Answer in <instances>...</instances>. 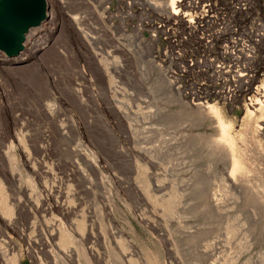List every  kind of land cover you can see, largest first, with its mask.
<instances>
[{
	"label": "rangeland",
	"instance_id": "1",
	"mask_svg": "<svg viewBox=\"0 0 264 264\" xmlns=\"http://www.w3.org/2000/svg\"><path fill=\"white\" fill-rule=\"evenodd\" d=\"M46 1L48 20L26 50L0 52V175L35 189L36 171L49 172L58 186L81 152L82 228L96 239L58 236L53 252L81 256L74 264H90L94 246L98 264H264V91L248 103L237 77L243 58L264 57V39L245 32L255 53H241L231 0H218L230 15L207 27L178 21L164 0ZM219 62L224 73L214 71ZM115 202L121 210L111 212ZM15 227L0 225V249L8 236L22 264H37L28 252L38 264H64L43 246L48 232Z\"/></svg>",
	"mask_w": 264,
	"mask_h": 264
},
{
	"label": "bare ground",
	"instance_id": "2",
	"mask_svg": "<svg viewBox=\"0 0 264 264\" xmlns=\"http://www.w3.org/2000/svg\"><path fill=\"white\" fill-rule=\"evenodd\" d=\"M46 3L47 17L44 21H42V23L38 27L42 26L43 23L48 20L49 6L47 1ZM164 3V9H168L169 11L171 9V12L174 13L178 21L186 23L190 26L204 24V26L207 27L217 23L223 13L227 14V16L230 15L229 13L225 12L223 7L217 4L218 0H164ZM226 5L229 8L227 10L230 13H235L236 17L233 21H230L229 26H232L231 30L240 32L241 39H239L240 43L237 44V47H241V53H244V51H248V53L253 55L255 53L253 43L249 42L248 40H245L244 33L248 32V35H250L251 37H257V41L264 39V0H231L226 3ZM186 7H190L191 10L200 11H192L191 13L186 12L184 11ZM72 20L74 23H80V21H83L84 18H78L76 16L73 17ZM222 26L223 25H217L215 27H218L221 30H224L229 27ZM122 27H125V23H123ZM35 28L30 29L29 32L26 34L24 48L18 56H20L26 50L28 34ZM137 29L140 32V26H137ZM254 31H256L257 33H255ZM81 40H84L83 37H81ZM255 41L256 40H253V42ZM233 54H235V52H233ZM27 61H29V57L27 58ZM260 61L264 64V57H258L256 55L248 58H243L239 63L240 67L237 68V77L240 79V89L243 93H247V95H249L247 98L248 103L253 101L252 95H256L264 91V89L260 86L261 81L259 80V78H261V80L264 79V67L262 66L259 70H257L256 67L249 66V63L257 64ZM226 69H228V67L225 63L219 62L215 63L214 65V71L218 73H224ZM233 87L236 88L235 85H230V88L228 89L227 93H234ZM203 109L209 110L210 112L214 111L213 107L209 105L205 106ZM58 131L61 132L62 136L67 135L66 129L62 126L58 127ZM46 133V131L42 132V137L45 140H49L50 137H48ZM16 139H18V136ZM19 143H21V141ZM47 144L50 145L49 141H47ZM33 146L35 147L36 144ZM36 151L41 154L49 152L48 149L46 150V147L44 145H41L37 148L35 147V152ZM77 151L79 152V155H77V157L75 156L76 159H74L73 162L70 164V168L68 169L69 173H63L64 177L62 178V180H60V182L62 183H60V185L58 186L54 184L52 185L48 181V179H51L52 175V173L50 174L49 172L36 171L35 176H37V178L39 179L40 185L38 187H35V189H30L21 186L13 187V184L19 181L17 176L8 174L0 175V225L3 226L4 229L19 225L21 232L29 230L39 231L45 234L46 232H48L50 236H46V238L44 237L46 241L43 246L46 249L49 248V253H51L54 258L56 257L57 259H60L64 264H74L75 261L77 263V261L79 262L78 259H80L81 256L79 258V256L77 255L78 259L76 258L75 260L76 255L71 253L72 251H63L64 254L62 252H53L52 245L56 243H54V241L57 239L58 236H60V238L63 237V239L65 238L68 241H77L78 243L86 241L92 242L96 239V234L94 233L93 228H91V230H89L90 228H82V224H84V221L88 223L87 220L89 217L87 216V212H85L83 208L81 199L82 196L80 197V192L78 190L79 182L84 179V176L82 175L83 173L80 170L81 166L79 164V160L83 155L79 150ZM25 152V155L29 156L27 151ZM85 157L86 156H84L83 158L85 159ZM89 164L91 165L92 163ZM3 199H5L6 201V207H8L9 205L11 206L9 208H11L12 210V217L9 221L6 220L5 216L1 211L3 207ZM50 200H53V202L50 203ZM112 208L121 210L120 206L116 202L114 203V206L111 207V212ZM37 215L41 216L39 220H43V226L36 221ZM1 230H3V228H1ZM114 234H120L119 237L121 239L124 237L123 232H121L119 229H117ZM6 238L8 241L6 248L0 249V264H3L2 256L5 253L11 254L13 258V263L11 262L12 264H22V251L19 249L18 245L13 242L11 237L7 236ZM94 247H88L89 249L85 253V257L90 264H98L100 260V255ZM28 255L34 261L36 260L37 264L41 263L37 261L39 257L37 258L36 256L35 258L33 256L34 254L29 252ZM133 255L134 254H132V256Z\"/></svg>",
	"mask_w": 264,
	"mask_h": 264
},
{
	"label": "water",
	"instance_id": "3",
	"mask_svg": "<svg viewBox=\"0 0 264 264\" xmlns=\"http://www.w3.org/2000/svg\"><path fill=\"white\" fill-rule=\"evenodd\" d=\"M46 11V0H0V51L18 56L26 34L46 19Z\"/></svg>",
	"mask_w": 264,
	"mask_h": 264
}]
</instances>
